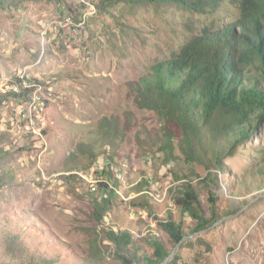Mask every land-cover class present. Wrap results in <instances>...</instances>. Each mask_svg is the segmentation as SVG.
I'll return each instance as SVG.
<instances>
[{
  "label": "rangeland",
  "instance_id": "1",
  "mask_svg": "<svg viewBox=\"0 0 264 264\" xmlns=\"http://www.w3.org/2000/svg\"><path fill=\"white\" fill-rule=\"evenodd\" d=\"M8 2L0 8V264H153L154 243L170 253L162 264H264V124L215 170L188 163L176 138L170 155L162 151L156 115L127 96L128 83L204 26L234 22L237 4L194 15L130 0ZM125 112L135 129L114 153L101 125ZM185 185L202 225L175 204ZM169 217L179 244L162 227Z\"/></svg>",
  "mask_w": 264,
  "mask_h": 264
},
{
  "label": "trees",
  "instance_id": "2",
  "mask_svg": "<svg viewBox=\"0 0 264 264\" xmlns=\"http://www.w3.org/2000/svg\"><path fill=\"white\" fill-rule=\"evenodd\" d=\"M139 4L171 7L189 14L205 15L236 3L234 22L217 28L204 26L180 45L169 59L155 64L138 83L127 84V96L140 111L156 115L163 131L161 150L170 155L173 140L188 163L222 171V159L255 135L264 124V0H130ZM12 3L0 0V8ZM9 9V8H6ZM107 118L100 136L114 153L135 129L132 117ZM89 152H92L91 150ZM259 172H264V164ZM175 204L183 213L205 220L197 213L193 187L182 186ZM172 241L183 240L180 225L168 218L162 225ZM112 241L118 242L111 233ZM129 245L130 240H127ZM124 245L119 243V247ZM156 262L170 253L154 243ZM139 247H133V259ZM126 264H128L126 260Z\"/></svg>",
  "mask_w": 264,
  "mask_h": 264
}]
</instances>
